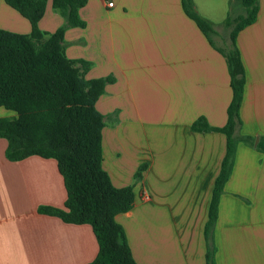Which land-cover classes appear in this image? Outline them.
Returning <instances> with one entry per match:
<instances>
[{
  "label": "crops",
  "instance_id": "crops-1",
  "mask_svg": "<svg viewBox=\"0 0 264 264\" xmlns=\"http://www.w3.org/2000/svg\"><path fill=\"white\" fill-rule=\"evenodd\" d=\"M114 5L109 6L108 2ZM211 21L217 47L229 48L230 14L237 0H193ZM85 27H70V58L93 63L87 78L113 76L97 108L106 115L103 166L118 187L132 185L133 208L116 216L138 264H264V0L255 22L237 36L245 67L241 125L216 223L205 228L215 180L226 152L220 131H194L205 117L224 126L232 99L226 57L184 11L182 0H88ZM65 18L49 0L39 26L54 32ZM0 28L28 34L31 23L0 0ZM118 113V114H115ZM16 113L0 107V117ZM0 137V264H91L99 245L90 224H73L39 211L64 207L67 190L57 161L37 155L7 159ZM138 175V176H137Z\"/></svg>",
  "mask_w": 264,
  "mask_h": 264
},
{
  "label": "trees",
  "instance_id": "trees-1",
  "mask_svg": "<svg viewBox=\"0 0 264 264\" xmlns=\"http://www.w3.org/2000/svg\"><path fill=\"white\" fill-rule=\"evenodd\" d=\"M245 14L228 15L231 27L229 48L217 47L216 30L198 13L193 0H182L185 13L193 19L210 43L227 60L232 99L224 126H212L205 117L192 124L194 131H220L226 135V152L215 180L205 233L210 240L218 218L220 197L227 183L237 142L251 145L256 137L236 134L241 121L245 90V67L237 45L240 30L256 21L259 0H237ZM31 23V32L17 33L0 28V107L12 110L14 117H0V137L7 139V159L24 160L30 156L53 158L63 176L67 199L64 207L41 206L39 211L73 224H90L99 250L91 264H138L124 226L116 220L135 204L132 185L116 186L103 166V129L105 117L97 102L113 76L87 78L93 63L70 58L65 49V33L70 27H85L79 10L88 0H52L65 23L54 32L43 31L39 22L49 0H5ZM256 148L264 152V136ZM138 176V175H137ZM216 246L209 244L207 264H217Z\"/></svg>",
  "mask_w": 264,
  "mask_h": 264
},
{
  "label": "built area",
  "instance_id": "built-area-1",
  "mask_svg": "<svg viewBox=\"0 0 264 264\" xmlns=\"http://www.w3.org/2000/svg\"><path fill=\"white\" fill-rule=\"evenodd\" d=\"M108 5L109 6H113L114 5V2L113 1H110V2H108Z\"/></svg>",
  "mask_w": 264,
  "mask_h": 264
},
{
  "label": "water",
  "instance_id": "water-1",
  "mask_svg": "<svg viewBox=\"0 0 264 264\" xmlns=\"http://www.w3.org/2000/svg\"><path fill=\"white\" fill-rule=\"evenodd\" d=\"M256 142H258V139L256 140Z\"/></svg>",
  "mask_w": 264,
  "mask_h": 264
},
{
  "label": "rangeland",
  "instance_id": "rangeland-1",
  "mask_svg": "<svg viewBox=\"0 0 264 264\" xmlns=\"http://www.w3.org/2000/svg\"><path fill=\"white\" fill-rule=\"evenodd\" d=\"M115 114H118V113L115 112Z\"/></svg>",
  "mask_w": 264,
  "mask_h": 264
}]
</instances>
